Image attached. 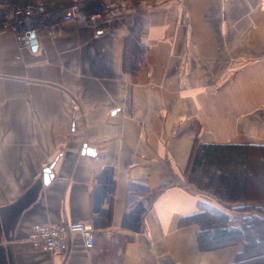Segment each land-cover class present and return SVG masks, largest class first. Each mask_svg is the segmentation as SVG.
Wrapping results in <instances>:
<instances>
[{
    "label": "crops",
    "instance_id": "0c3cea01",
    "mask_svg": "<svg viewBox=\"0 0 264 264\" xmlns=\"http://www.w3.org/2000/svg\"><path fill=\"white\" fill-rule=\"evenodd\" d=\"M114 12L52 36L39 27L34 50L0 33V264H110L112 253L234 264L240 245L201 252L197 226L180 225L217 206L184 171L195 140L264 146V0H128ZM64 222L90 224L94 247L71 236L65 256L33 248V225Z\"/></svg>",
    "mask_w": 264,
    "mask_h": 264
},
{
    "label": "trees",
    "instance_id": "16d2710c",
    "mask_svg": "<svg viewBox=\"0 0 264 264\" xmlns=\"http://www.w3.org/2000/svg\"><path fill=\"white\" fill-rule=\"evenodd\" d=\"M130 44L127 45L126 67H134L139 61L137 48L134 43ZM251 150L261 151V160H264V146L205 145L195 140L184 171L186 183L203 199L215 201L217 206L203 203L199 212L182 218L180 225L197 226L196 243L201 252L240 245L242 250L234 264H264V256L257 253L259 246L254 243V239L261 236L264 246V199L253 200L248 196L252 179L246 171ZM257 164L259 169L264 167ZM259 179L260 176L254 181ZM257 185L260 188L259 184L254 187ZM262 192L264 194V187ZM112 255L110 264H119L115 253Z\"/></svg>",
    "mask_w": 264,
    "mask_h": 264
},
{
    "label": "built area",
    "instance_id": "2783aa9c",
    "mask_svg": "<svg viewBox=\"0 0 264 264\" xmlns=\"http://www.w3.org/2000/svg\"><path fill=\"white\" fill-rule=\"evenodd\" d=\"M100 8L101 11L91 12L81 0L73 1L68 6L56 10H45L29 0H0V33L13 34L19 46L28 48L31 44L30 35L39 27H45L47 34L52 36L59 22L75 21L84 25L101 18L111 20L116 16L111 7L101 5ZM130 195L133 201H144V196H140L139 193L130 191ZM71 236H78L82 247L87 251L94 247L93 228L85 222L35 224L31 227L28 239L36 250L55 256H65L69 251Z\"/></svg>",
    "mask_w": 264,
    "mask_h": 264
},
{
    "label": "rangeland",
    "instance_id": "374dc122",
    "mask_svg": "<svg viewBox=\"0 0 264 264\" xmlns=\"http://www.w3.org/2000/svg\"><path fill=\"white\" fill-rule=\"evenodd\" d=\"M126 2L128 3V0H109L107 2H96L90 8H88V10H90L91 12L101 11V10H103V7H102V9L100 8L101 5L111 7L113 9V11L115 9H124V8H126ZM262 157L264 158V156H262ZM247 160H248V167H247L246 174L248 175V177H250L252 179V183L249 186L250 189L248 192V196H249V198H251L253 200L264 199V194L262 192L263 187H264V167H262L263 169L262 168L259 169V167L256 166L257 163L264 165V160L263 161L261 160V151H258V150L249 151L248 156H247ZM254 164H255V166H254ZM259 176L261 177V179H259L258 182H255L254 181L255 178H257ZM184 180L186 181V178H184ZM249 184H250V182H249ZM255 184H259L260 188L258 185H257L258 187L255 188L254 187ZM187 185L191 187V185H189L188 183H187ZM207 230L209 231V229H207ZM261 239H262L261 236L258 238H255L254 243L257 244V246H259V250L257 253L264 256V246H262V244H261ZM220 249H222V248H220ZM244 256H247V255L245 254ZM241 259H243V258L242 257L240 258V263H241Z\"/></svg>",
    "mask_w": 264,
    "mask_h": 264
},
{
    "label": "water",
    "instance_id": "95a60500",
    "mask_svg": "<svg viewBox=\"0 0 264 264\" xmlns=\"http://www.w3.org/2000/svg\"><path fill=\"white\" fill-rule=\"evenodd\" d=\"M30 37H31L30 47H32V49L34 50L36 48V40L34 38V34H31ZM43 173H44L43 176L44 182H47V177H49L50 175V168L45 169Z\"/></svg>",
    "mask_w": 264,
    "mask_h": 264
}]
</instances>
